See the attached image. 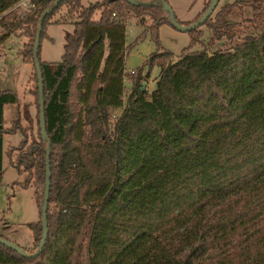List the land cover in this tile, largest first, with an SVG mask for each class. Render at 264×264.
<instances>
[{
  "label": "trees",
  "instance_id": "1",
  "mask_svg": "<svg viewBox=\"0 0 264 264\" xmlns=\"http://www.w3.org/2000/svg\"><path fill=\"white\" fill-rule=\"evenodd\" d=\"M17 1L0 0V24L12 18V28L23 26L19 52L32 65L33 101L25 104L35 115L8 150L11 165L26 173L22 185L33 187L38 219L26 223L33 245L21 246L32 252L42 237L46 148L33 45L54 0L19 13L10 9ZM136 1L61 0L44 16L40 41L46 23L65 21L52 19L62 5L74 16L61 58L43 60L40 44L37 53L50 141L47 236L32 256L0 243V264H264V0L225 3L202 23L229 46L192 49L200 24L175 59L152 54L149 67H160L154 88L148 94L136 78L111 121L110 110L124 102L128 12L151 19L155 36L159 24H170L159 1ZM243 4L255 30L240 35L228 17ZM18 103L15 91L0 90V180L3 136L19 123L17 111L4 126V106Z\"/></svg>",
  "mask_w": 264,
  "mask_h": 264
},
{
  "label": "rangeland",
  "instance_id": "2",
  "mask_svg": "<svg viewBox=\"0 0 264 264\" xmlns=\"http://www.w3.org/2000/svg\"><path fill=\"white\" fill-rule=\"evenodd\" d=\"M90 0H83L87 4ZM95 1V0H91ZM171 5L176 19L183 24L193 19L204 7L207 0H167ZM236 0H219L212 15L225 3ZM243 9L235 6L233 13L228 17L230 22L236 21L240 25V35L253 31V25L243 18L251 16L253 10L249 5L243 4ZM68 7L62 5L52 19L65 20L63 22L46 23L44 34L41 37L40 57L45 60H59L64 51L65 34L72 30V19L74 16L68 14ZM20 11L16 9V13ZM264 25V8L260 11ZM167 15V12L164 13ZM12 18L7 20V25L0 24V90L11 89L15 91L19 98V103L7 104L4 111V126L10 127L12 119L17 116L19 111V123L15 131L7 132L3 136V173L0 180V231L3 236L19 244L20 246L32 248V232L27 226V222L38 219V209L36 206L33 187H25L26 173H19L10 163L8 150L10 146L17 145L21 139L19 127L28 128L27 115H35V105L26 106L25 102L33 101V97L28 93L30 76L32 75V65L25 62L19 52L23 43L27 40L23 26H10ZM256 25H261V21ZM125 44L129 47L126 50L124 61V93L123 105L110 110V120L117 117L131 91L136 78H139L148 94L155 86L156 78L160 67L156 64L149 67V57L162 51H170L175 59L181 49L188 45L190 34L188 31L175 28L167 22L159 24L157 37L153 33L152 21L149 18L140 19L133 11L128 12L125 21ZM202 30L201 41L196 43L192 49L205 48L209 52L221 46H229L230 42L226 39L216 41L211 29L206 25L200 26ZM238 38H234L233 42ZM107 51V40H105ZM135 69L129 73L127 70ZM149 74L146 75V72ZM15 153V152H14ZM4 237V238H5Z\"/></svg>",
  "mask_w": 264,
  "mask_h": 264
},
{
  "label": "water",
  "instance_id": "3",
  "mask_svg": "<svg viewBox=\"0 0 264 264\" xmlns=\"http://www.w3.org/2000/svg\"><path fill=\"white\" fill-rule=\"evenodd\" d=\"M61 0H54L40 15L38 20V25L36 28L35 38H34V45H33V56H34V66L37 73L38 78V90H39V126H40V133L42 137L46 140V148H45V183H44V195L43 200L41 204V225H42V237L39 241L38 246L35 250L32 252L25 251L19 244L6 239L2 236H0V243H3L13 249H16L17 251L21 252L24 255L32 256L37 254L43 247L46 236H47V205H48V197H49V189H50V160H49V152H50V141L46 136V130H45V120H44V104H43V79L41 75V69L39 64V59L37 56L38 53V47L40 42V33L42 29V20L44 16L50 12V10L57 5ZM132 3H142V1H136V0H129ZM155 1V0H154ZM161 4L162 8L167 12V18L172 26L175 28H178L180 30L189 31L195 27H198L200 24H202L213 12V10L216 7V4L219 0H210L208 6L203 11V13L196 18L194 21L183 24L180 23L174 14V11L166 0H157Z\"/></svg>",
  "mask_w": 264,
  "mask_h": 264
},
{
  "label": "built area",
  "instance_id": "4",
  "mask_svg": "<svg viewBox=\"0 0 264 264\" xmlns=\"http://www.w3.org/2000/svg\"><path fill=\"white\" fill-rule=\"evenodd\" d=\"M37 6V1L36 0H18L16 3H14L10 9L16 8L19 11H24L29 8H33ZM129 73L135 72V69L131 68L127 70Z\"/></svg>",
  "mask_w": 264,
  "mask_h": 264
},
{
  "label": "crops",
  "instance_id": "5",
  "mask_svg": "<svg viewBox=\"0 0 264 264\" xmlns=\"http://www.w3.org/2000/svg\"><path fill=\"white\" fill-rule=\"evenodd\" d=\"M43 60H45V59H43ZM6 105H7V104H6ZM6 105L4 106V111H5Z\"/></svg>",
  "mask_w": 264,
  "mask_h": 264
}]
</instances>
